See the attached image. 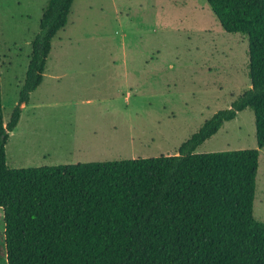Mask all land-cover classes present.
Instances as JSON below:
<instances>
[{
    "label": "trees",
    "instance_id": "obj_1",
    "mask_svg": "<svg viewBox=\"0 0 264 264\" xmlns=\"http://www.w3.org/2000/svg\"><path fill=\"white\" fill-rule=\"evenodd\" d=\"M224 32L248 41L250 88L204 122L177 154L10 169L5 146L38 88L73 0H48L18 101L3 122L0 85V262L5 264H264L253 216L264 147V0H205ZM250 109L256 148L195 153Z\"/></svg>",
    "mask_w": 264,
    "mask_h": 264
},
{
    "label": "rangeland",
    "instance_id": "obj_2",
    "mask_svg": "<svg viewBox=\"0 0 264 264\" xmlns=\"http://www.w3.org/2000/svg\"><path fill=\"white\" fill-rule=\"evenodd\" d=\"M45 5L46 0H0L5 123L17 104L30 42ZM121 60L139 67L138 78L131 79L139 90L129 106L123 103L124 93L114 96L107 86L97 91L99 74L80 75L93 68L77 64ZM57 75L62 77L55 80ZM81 83L84 88H77ZM249 88L247 37L224 32L205 0H73L66 26L52 40L43 82L30 95V106L20 115L17 128L9 133L6 165L25 169L172 156L214 113L230 108ZM94 98H116L115 107L79 103ZM54 102L68 104L41 105ZM95 128L99 130L95 137L72 139L73 129ZM253 148L254 117L245 109L195 153ZM263 189L264 152L253 203V216L259 222Z\"/></svg>",
    "mask_w": 264,
    "mask_h": 264
},
{
    "label": "crops",
    "instance_id": "obj_3",
    "mask_svg": "<svg viewBox=\"0 0 264 264\" xmlns=\"http://www.w3.org/2000/svg\"><path fill=\"white\" fill-rule=\"evenodd\" d=\"M47 1L48 0H46V3H47ZM77 64H79L78 66H80V67H84L83 69H87L90 67L93 68V70H90V71H82L80 75L86 76V75L99 74V76H97V79L99 82L96 84V87H95V88H97V91H99L100 89L107 86L108 91L113 93L114 96H117L119 94L122 95L124 93V95L122 96V99L124 101L123 103L125 106H129L131 104L132 97H133L132 95L139 90L137 85L133 84L131 81L132 78H134V79L138 78V75H139L138 68L139 67L137 66V63L128 62L127 60H121V61L108 62V63H104V62H97V63L77 62ZM90 64H93V65H90ZM66 73L67 72H65V74ZM61 77H62L61 75L53 76V78L55 80L60 79ZM92 77L94 79V76H92ZM43 78H44V74H43ZM42 82H43V79H42ZM110 82H113V84H110ZM77 86H78L77 88L83 89L85 85L83 83H81ZM98 88H99V90H98ZM106 100L108 102H106ZM100 102L105 103V105H107V108L112 110L111 107H115L116 98H111V99L101 98L99 100L97 98H94V99H88V100H81L79 103L85 104V105H90V104L94 103L96 105H99ZM29 103H30V100H29L27 105L22 106L21 115L24 112V110H27V108L30 106ZM67 104L68 103H66V102H63V103L54 102V103H42L41 105L42 106L45 105L46 108H47V106L57 108V107H65ZM34 108H37V107H34ZM19 119H21V116ZM16 128H17V126L14 128V130ZM12 132H10V133H12ZM72 132L73 133L71 136H72V139H74V137H77L80 135H88L89 137H95L96 134L99 133V130L97 128L87 129V130L73 129ZM263 152H264V147L262 149H260V151H259V158L261 157ZM254 200H255V198H254ZM259 200H260V204L264 203V189L260 191V199ZM261 207H262V210L260 211L259 218L262 220V222H264V205H262Z\"/></svg>",
    "mask_w": 264,
    "mask_h": 264
}]
</instances>
